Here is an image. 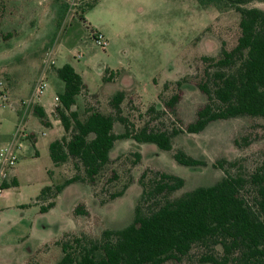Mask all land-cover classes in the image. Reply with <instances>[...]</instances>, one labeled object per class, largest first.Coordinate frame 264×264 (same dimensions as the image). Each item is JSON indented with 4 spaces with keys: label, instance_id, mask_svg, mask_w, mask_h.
Masks as SVG:
<instances>
[{
    "label": "rangeland",
    "instance_id": "obj_1",
    "mask_svg": "<svg viewBox=\"0 0 264 264\" xmlns=\"http://www.w3.org/2000/svg\"><path fill=\"white\" fill-rule=\"evenodd\" d=\"M80 3L81 0H0V90L6 95V103L0 106V136L7 138L15 130L16 115L10 107L29 97L37 76L44 70L53 73V65H45V69L43 64L47 53H51L50 58L58 55L55 67L72 64L81 73L89 93L76 98L81 116L85 107L111 113L109 97L123 90L121 113L134 130L145 124L169 130L192 122L195 112L205 104L195 86L205 65L201 58L215 59L221 49L230 50L235 45L238 14L222 6L201 5L197 0H99L81 22L76 17ZM244 7L264 11L261 2L253 1ZM94 32L103 35L104 49L95 45ZM104 69L116 72V79L103 83ZM182 78L186 81L179 89L175 116H170L163 113L162 102L177 92L174 84ZM46 83L40 102L53 126L43 128L29 112L34 108L30 106L25 110L23 125L19 124L21 131L35 136L37 145L32 149L28 144L18 157L13 167L16 186L1 191L0 264H54L60 252L53 243L63 233L97 238L103 230L127 226L143 171L147 173L146 183L153 180L150 171L180 178L183 186L172 194L173 198L219 181L223 173L214 166L218 160L236 162L235 167L226 168L229 174H247L264 162V130L258 118L215 121L197 134L182 132L172 139L171 151L167 152L152 144L119 140L109 152L111 163L102 169L91 189L71 184L56 197L52 209L39 213V205L32 203L39 191L62 183L73 171L70 162L54 167L48 156L46 143L60 137L57 135H62V129L50 113L55 86L50 81ZM150 106L158 113L148 112ZM121 131L120 125H112L114 134ZM176 150L204 165L175 163L171 156ZM133 152L140 155L135 165ZM119 192L121 196L107 199ZM79 204L84 205L87 216L74 215L73 209ZM196 253L194 248L189 258L164 264L192 263Z\"/></svg>",
    "mask_w": 264,
    "mask_h": 264
},
{
    "label": "trees",
    "instance_id": "obj_2",
    "mask_svg": "<svg viewBox=\"0 0 264 264\" xmlns=\"http://www.w3.org/2000/svg\"><path fill=\"white\" fill-rule=\"evenodd\" d=\"M78 8L76 17L85 22L84 14L99 0H91ZM201 5L222 6L238 14L239 35L230 50L221 49L217 58H201L205 63L196 89L204 96L194 120L183 128H151L145 124L138 130L121 113L125 92L116 91L108 99L111 113L102 114L85 107L81 116L76 97L87 94L80 76L68 64L53 69L62 90L56 93L53 109L63 135L48 145V156L54 167L70 162L72 173L60 184L43 187L34 204L39 213L54 207L56 197L71 184H84L91 189L102 169L111 163L109 152L115 141L132 140L137 144H152L160 151H171L172 139L184 132L197 134L208 124L233 118H258L264 130V11L245 8L250 2L264 0H197ZM117 73L104 69L101 81H114ZM185 78L175 82L176 93L162 102L163 113L175 116L180 86ZM88 95V94H87ZM33 113L41 121L39 108ZM148 112H158L150 106ZM162 113V112H161ZM121 126L114 134L112 125ZM236 145V142L233 141ZM134 155V165L140 155ZM175 163L182 166H203L183 151L172 153ZM235 161L221 159L214 166L223 177L208 187L171 197L180 190V178L150 171L153 180L144 181L146 172L138 178L140 192L132 212L131 222L119 230H103L97 238L86 234L63 233L53 244L60 257L54 264H164L179 263L189 258V264H264V162L247 174H229L226 168ZM115 175H113V179ZM10 186L3 184L2 188ZM108 196V200L121 196ZM46 202L45 205L43 203ZM103 203V202H100ZM76 216H87L84 205L73 209Z\"/></svg>",
    "mask_w": 264,
    "mask_h": 264
},
{
    "label": "crops",
    "instance_id": "obj_3",
    "mask_svg": "<svg viewBox=\"0 0 264 264\" xmlns=\"http://www.w3.org/2000/svg\"><path fill=\"white\" fill-rule=\"evenodd\" d=\"M97 5V4H96ZM95 5V6H96ZM54 53V52H53ZM78 56H79V58H81V55L80 54H78ZM57 57H58V55H55V57H54V55L53 56H51V59H52V67H53V69H55V68H59V67H61L62 65H64V64H66V63H64V64H62L61 66H59V67H55L54 66V63H55V59H57ZM77 59V58H76ZM70 67H72V69L80 76V78H81V80H82V83L85 85V87H86V91L88 92V90H87V85L85 84V82H84V79H83V77H82V75H81V73L80 72H78V71H76V69H75V67L72 65V64H68ZM45 67V69H47L46 68V66H44ZM43 67V68H44ZM46 70H44L43 71V73H41V74H39L38 76H37V78L38 79H36V82H35V85L40 81L42 84H43V87H42V90H41V93L38 95V97L36 98V101H35V103L33 104V105H31L30 107H34V108H39L42 112H43V115H44V118H43V120L41 121L38 117V122H39V124L40 125H42L43 126V128H52V126H53V123H51L48 119H47V111L45 110V106H44V104L42 103V102H40V97H41V95L43 94V91H44V88L46 87V85H47V83H46V80L47 81H50V83L53 85V86H55L54 87V104H51V111H50V113H51V115L53 116V119H54V123H59L58 121H57V119H56V116H55V114H54V112H53V109H54V107L56 106V93H58V92H60L61 90H62V84H61V82L55 77V75H54V73H52L51 75H50V73H46L45 72ZM46 73V74H45ZM35 85H34V87H35ZM33 88V87H32ZM31 88V90L33 91L34 89H32ZM32 91H30V95H31V93H32ZM87 94H89V93H87ZM30 95H29V97H30ZM28 97V98H29ZM27 98V99H28ZM77 98V97H76ZM27 99H25V100H27ZM21 101V100H20ZM75 108L77 109V106H75ZM27 109V107L25 108L24 106H22L21 104H20V102H19V104L18 105H16L15 107H12L11 108V110H13L14 111V113H15V115H16V120H17V124H16V126H19V124L20 125H23V123H24V120H25V118H26V116H27V114L25 113V110ZM33 110V109H32ZM31 114L33 113V111L31 112V111H29ZM33 115H34V113H33ZM24 133V137L21 139V151H20V153H19V157H20V154L24 151V149L27 147V145L30 147V148H32V149H34L35 148V146L37 145V139L35 138V136L30 132V131H24L23 132ZM121 133V132H120ZM62 135H63V132H62ZM62 135H57V136H62ZM11 137V135L10 136H7V138H4V137H1L0 136V145H2V144H4L5 142H7L8 140H9V138ZM28 137V138H27ZM41 137H44V132H42L41 131ZM60 137H58V138H56V139H54V141L55 140H58ZM27 138V139H26ZM49 143H51V141H49V142H47L46 144H47V151H48V145H49ZM34 155H36V152L34 151ZM111 159V158H110ZM8 179H10L9 180V182H10V184L8 183V185H11V183L13 182L14 184H15V186H16V173H15V170L12 168L10 171H8L6 174H5V177L3 178V179H0V189H1V191H2V185L5 183L6 184V182H8ZM1 191H0V195H1ZM33 204H34V201L32 202ZM49 211V210H48ZM47 211V212H48Z\"/></svg>",
    "mask_w": 264,
    "mask_h": 264
},
{
    "label": "built area",
    "instance_id": "obj_4",
    "mask_svg": "<svg viewBox=\"0 0 264 264\" xmlns=\"http://www.w3.org/2000/svg\"><path fill=\"white\" fill-rule=\"evenodd\" d=\"M92 39L99 48L104 49L106 42L104 37L99 32H94L92 34ZM51 53H47L44 58V66L52 65V59L49 57ZM43 84L39 81L32 91L30 97L27 100H23L20 102L22 106L25 108L33 105L36 101V98L41 93ZM3 103H6V95L3 94L0 90V106L3 107ZM12 108V107H10ZM23 131L19 129V126L15 127L14 132L11 134V137L7 142L0 145V179L5 177V174L10 171L16 164L17 159L19 157V153L21 151V139L24 137ZM1 191V189H0Z\"/></svg>",
    "mask_w": 264,
    "mask_h": 264
}]
</instances>
